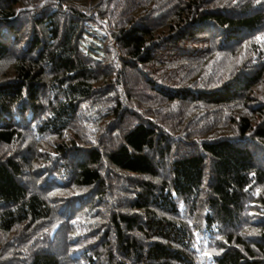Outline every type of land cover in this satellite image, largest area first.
Instances as JSON below:
<instances>
[{
  "label": "trees",
  "instance_id": "trees-1",
  "mask_svg": "<svg viewBox=\"0 0 264 264\" xmlns=\"http://www.w3.org/2000/svg\"><path fill=\"white\" fill-rule=\"evenodd\" d=\"M264 0H0V264H264Z\"/></svg>",
  "mask_w": 264,
  "mask_h": 264
},
{
  "label": "snow or ice",
  "instance_id": "snow-or-ice-1",
  "mask_svg": "<svg viewBox=\"0 0 264 264\" xmlns=\"http://www.w3.org/2000/svg\"><path fill=\"white\" fill-rule=\"evenodd\" d=\"M257 39L258 40H264V36H258Z\"/></svg>",
  "mask_w": 264,
  "mask_h": 264
}]
</instances>
